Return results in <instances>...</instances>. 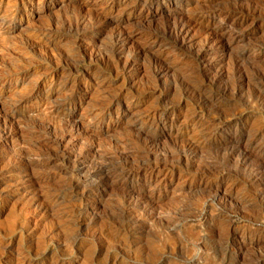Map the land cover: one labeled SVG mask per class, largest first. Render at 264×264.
Listing matches in <instances>:
<instances>
[{
	"label": "rangeland",
	"instance_id": "obj_1",
	"mask_svg": "<svg viewBox=\"0 0 264 264\" xmlns=\"http://www.w3.org/2000/svg\"><path fill=\"white\" fill-rule=\"evenodd\" d=\"M106 2L0 0V264H264V0ZM190 19L181 49L169 30ZM210 32L237 40L195 58Z\"/></svg>",
	"mask_w": 264,
	"mask_h": 264
},
{
	"label": "bare ground",
	"instance_id": "obj_2",
	"mask_svg": "<svg viewBox=\"0 0 264 264\" xmlns=\"http://www.w3.org/2000/svg\"><path fill=\"white\" fill-rule=\"evenodd\" d=\"M51 1H53V0H51ZM122 1L123 0H108V2H106V4H108L109 6H113V7H117V6H119L121 3H122ZM248 1V0H247ZM244 2V1H243ZM133 3V2H132ZM131 3V4H132ZM121 8H124V7H122L121 6ZM243 8V7H242ZM248 8V7H247ZM241 9V8H240ZM239 9V10H240ZM245 9V8H244ZM253 10L255 9V8H252ZM122 10V9H121ZM211 10V9H210ZM240 12V11H239ZM247 12H248V10H247ZM246 12V13H247ZM216 13H217V11L216 10H211L208 14H207V17L209 18V17H212V16H214V15H216ZM245 13V14H246ZM253 13V12H252ZM40 11H36V12H34L32 15L33 16H35L36 18H39L40 17ZM244 14V13H243ZM83 17V16H82ZM87 20V19H86ZM244 20H245V18H242V17H240V18H237L236 19V23L238 24V25H242L243 24V22H244ZM80 21V20H79ZM90 21V20H89ZM85 22V21H84ZM200 23V22H199ZM198 21L197 20H194V19H190V20H188V21H179V22H177L174 26L172 25V27L170 28V30H169V37L170 38H173L174 39V44L175 45H178L180 48L181 47H184L185 45H186V43H187V40H188V36H189V34L191 33V31H192V29H194L195 27L197 28L198 27ZM200 26V25H199ZM199 28V27H198ZM231 28H234V27H231ZM206 29V28H205ZM235 29V28H234ZM167 33H168V31H167ZM214 33V32H213ZM37 34H39V33H37ZM36 34V35H37ZM210 35L209 36H207L206 38H205V40H204V44H202V48H201V46H200V48L201 49H197V50H194L195 52H194V57L195 58H201V59H203V60H205L204 58L209 54V52H207L209 49H210V47H208L209 46V44L210 45H212L213 43H216V46H215V50L217 49V50H227V49H229V46H230V44L232 43V42H234V41H236L237 39H234V38H230L229 40H226L227 39V37L226 38H224L222 35H219V34H217L216 35V33H214V34H212L211 35V32L209 33ZM38 36H40V34L38 35ZM168 36V35H167ZM127 36H126V34L124 33V32H122V31H120V32H117L116 34H115V39H116V41H119V43H121L122 45L125 43V41L127 40ZM191 38V37H190ZM239 40V39H238ZM172 42H173V40H172ZM191 47H193V46H191ZM185 48H187V46L185 47ZM185 48H184V50H185ZM182 49V48H181ZM212 49V48H211ZM141 50V49H140ZM187 50H188V48H187ZM186 50V51H187ZM139 51V50H138ZM192 51V50H191ZM210 51V50H209ZM139 53V52H138ZM182 53V52H181ZM186 53V52H185ZM187 53H188V51H187ZM182 55V54H181ZM184 55V54H183ZM187 55V54H186ZM189 55V54H188ZM191 55V54H190ZM193 55V54H192ZM121 56V55H120ZM128 57V56H127ZM137 57V56H136ZM126 58V57H125ZM194 58V59H195ZM120 59V58H119ZM207 59V58H206ZM129 60V59H128ZM127 60V61H128ZM118 61V60H117ZM160 61V60H159ZM120 62H121V60L120 61H118V65L120 66V76L119 77H123V76H125L124 74H126V70H127V63H126V61H122L121 62V64H120ZM153 62H155V61H153ZM206 62V61H205ZM157 63L158 62H156L155 63V65H157ZM160 64H162V61L161 62H159ZM163 63H165V62H163ZM154 64V63H153ZM160 64H159V66H160ZM116 65H117V63H116ZM115 65V66H116ZM117 65V66H118ZM131 65H132V63H131ZM155 65H153V66H155ZM163 65V64H162ZM118 66V67H119ZM152 66V67H153ZM132 67V66H131ZM234 67V66H233ZM233 67H232V69H233ZM130 68V67H129ZM172 68H173V66H172ZM237 68V67H236ZM170 69V67L167 65H165V66H160V67H157V68H155V71H154V74H153V76L156 78V77H158V76H160V75H162V73H165V72H167L168 73V70ZM174 70V69H173ZM56 71V70H55ZM172 71V70H171ZM240 71H241V69H240ZM237 72V71H236ZM242 72V71H241ZM244 72V71H243ZM51 73H52V71H51ZM233 73V72H232ZM234 73H235V70H234ZM245 73V72H244ZM244 73H242V74H244ZM249 73V72H248ZM221 74V73H220ZM239 74V73H238ZM237 74V75H238ZM241 74V73H240ZM241 74V75H242ZM117 75V74H116ZM164 75V74H163ZM233 75V74H232ZM247 75V74H246ZM94 77L93 78H91V77H89L88 76V78H87V80H88V83H87V85H90L91 83H94V84H101V83H103V79H101V77L100 76H96V75H93ZM152 76V75H151ZM153 76H152V78H153ZM236 76V75H235ZM245 77V76H244ZM216 78H219V77H216ZM236 78V77H235ZM239 78H240V76H239ZM247 78V77H246ZM222 79V78H221ZM244 79V78H243ZM86 80V79H85ZM157 80V79H156ZM156 80H154V81H156ZM159 80H160V77H159ZM247 80V79H246ZM152 81H153V79H152ZM85 84V83H84ZM218 84V83H217ZM95 85V86H96ZM224 87V86H223ZM227 89V88H226ZM224 90V89H223ZM222 90V91H223ZM225 92V91H224ZM201 99V98H200ZM263 100V99H262ZM197 102V101H196ZM203 103V102H202ZM201 104V103H200ZM204 104V103H203ZM61 106H64L65 104L64 103H62V104H60ZM4 112V111H3ZM124 112V111H123ZM212 112V111H211ZM162 113V112H161ZM100 114V113H99ZM159 114V113H158ZM220 114V113H219ZM153 115V114H152ZM153 117V116H152ZM151 117V118H152ZM164 115H161V114H159V115H156V117L155 118H152V119H150V123L149 124H147L148 125V129L147 130H150V131H153V130H155V129H157V128H159V127H164L165 126V123H164ZM234 117V116H233ZM1 118L3 119V121H5V120H9L10 121V118L5 114V113H1ZM147 120H148V118H147ZM236 120V119H235ZM66 122V124L67 123H71V121H68V120H66L65 121ZM236 123V122H235ZM5 124V123H4ZM3 124V126H5ZM145 124V123H144ZM74 125V124H73ZM73 125H72V127H73ZM201 125V124H200ZM203 125V124H202ZM71 126V125H70ZM75 126H77V125H75ZM144 126V125H143ZM4 128V127H3ZM71 128V127H70ZM203 128V127H202ZM69 131V130H68ZM68 131H66V133L68 132ZM70 131H73V128L70 130ZM154 132V131H153ZM147 132H145V134H146ZM72 134V133H71ZM144 136V135H143ZM148 137V136H147ZM146 137V138H147ZM143 138V137H142ZM141 138V140H140V138L138 137V139L140 140V141H142L143 139ZM150 138V137H149ZM153 139V138H152ZM59 140H60V138H59ZM137 141V140H136ZM148 141H149V139H148ZM60 142L61 141H59V143H57V146H59V144H60ZM65 142V141H64ZM153 142V141H152ZM55 143V142H54ZM61 144H65V143H62L61 142ZM140 144V143H139ZM148 144V143H147ZM188 144H190V143H188ZM143 145H145V144H143ZM56 146V145H55ZM56 146V147H57ZM146 146V145H145ZM154 146V145H153ZM188 146V145H187ZM144 147V146H143ZM147 147V146H146ZM145 147V148H146ZM149 147V146H148ZM183 147H185V146H183ZM189 147L191 148V147H193V144L191 145H189ZM64 148V147H63ZM194 148H196V147H194ZM58 149H59V147H58ZM61 149V148H60ZM147 149V148H146ZM153 149V148H152ZM182 149V148H181ZM185 149H187L186 147H185ZM198 149V148H197ZM188 150V152H190L189 151V149H187ZM193 150V149H192ZM244 150V149H243ZM247 150V149H246ZM58 151V150H57ZM150 151H151V148H150ZM154 151V150H153ZM194 151V150H193ZM193 151H192V153H193ZM197 151V150H196ZM196 151H194V152H196ZM245 151V150H244ZM234 152H236V151H234ZM243 152V151H242ZM182 153H184V152H182ZM198 153V152H197ZM238 153V152H237ZM240 153H241V151H240ZM250 153V152H249ZM186 154V153H185ZM184 154V155H185ZM194 154V153H193ZM234 154V153H233ZM246 154H248V153H246ZM251 154V153H250ZM79 155V154H78ZM243 155V154H242ZM251 155H253V153L251 154ZM82 156V155H81ZM85 156V155H84ZM236 156H237V154H236ZM238 156H240V155H238ZM247 156V155H246ZM69 157H71V156H69ZM68 157V158H69ZM188 157V156H187ZM243 157V156H242ZM241 157V158H242ZM249 157V156H248ZM252 157H254V156H252ZM157 158V157H156ZM161 158V157H160ZM238 158V157H237ZM236 158V159H237ZM246 158V157H245ZM251 158V157H250ZM164 159V158H163ZM229 159V158H228ZM235 159V158H234ZM253 159V158H252ZM105 160V159H104ZM103 160V161H104ZM156 160V159H155ZM180 160V159H179ZM240 160V159H239ZM243 161H244V157H243V159H242ZM246 160V159H245ZM248 160V159H247ZM247 160H246V162H247ZM251 160V159H250ZM258 160V159H257ZM68 161L70 162V160L68 159ZM73 161V160H72ZM74 161H76V160H74ZM160 161V160H159ZM77 162V161H76ZM81 162V161H80ZM83 162V161H82ZM95 162V161H94ZM105 162V161H104ZM108 162V161H107ZM158 162V161H157ZM251 162V161H250ZM160 163V162H159ZM241 163V162H240ZM75 164V163H74ZM73 164V165H74ZM98 164H100V162L98 163ZM104 164V163H103ZM125 164V163H124ZM153 164H154V162H153ZM239 164V163H238ZM251 164H252V162H251ZM80 166V170L82 169V163H79V162H77V166ZM138 165V164H137ZM142 165V164H141ZM155 165H156V163H155ZM254 165V164H253ZM75 166H76V164H75ZM107 166V165H106ZM132 166V165H131ZM130 166V168H133V167H131ZM140 166V165H139ZM159 166V165H158ZM161 166V165H160ZM74 167V166H73ZM84 167V166H83ZM98 167L100 168V169H102V165H98ZM122 167V166H121ZM126 167V166H125ZM134 167H136V166H134ZM142 167H144V166H142ZM109 168V167H108ZM108 168H107V170H108ZM159 168V167H158ZM77 169V168H76ZM99 169V170H100ZM94 170V169H93ZM92 170V171H93ZM99 170H96V171H94V172H92L91 174H89L90 173V171H89V176H88V180L90 179H92V180H94L95 182L93 183V187L95 188V189H97V188H99V187H101V186H103V183L107 180V175L105 174V171L104 172H102V171H99ZM121 170V169H120ZM124 170V169H123ZM157 170V168H156V166H151V167H149V168H138L137 167V169L136 168H134V169H128L127 171H126V177L127 178H129L130 180H135V181H137L138 180V182L140 181V184L141 185H145V184H149L150 182H152V180L154 179V177L156 176H154V173H156L155 171ZM119 171V170H118ZM122 172V171H121ZM124 172H125V170H124ZM78 173V172H77ZM87 173V172H86ZM120 173V172H119ZM249 173V172H248ZM80 174V173H79ZM108 174V173H107ZM211 174V173H210ZM100 176V177H99ZM85 177V176H84ZM83 177V178H84ZM87 179V178H86ZM125 179V178H124ZM85 181H87V180H85ZM108 181V180H107ZM82 182V181H81ZM34 183V182H33ZM130 183V182H129ZM133 183V182H132ZM155 182H153V184H154ZM131 186V185H130ZM75 187V186H74ZM152 187V186H151ZM93 188V189H94ZM133 186H131L130 187V190H128V193L130 194V195H133L134 193H133ZM153 190V189H152ZM216 191V190H215ZM215 191H214V193H215ZM126 193H127V191H126ZM213 194V193H212ZM218 194H219V192H218ZM225 194V193H224ZM217 195V194H216ZM223 195V194H222ZM228 195V194H227ZM126 196H129V195H126ZM215 196V195H214ZM226 196V195H225ZM131 197V196H130ZM129 197V199H131ZM138 197H142V196H138ZM224 197V196H223ZM227 197V196H226ZM225 197V198H226ZM127 198V197H126ZM144 198V197H143ZM150 198V197H149ZM214 198V197H213ZM217 198H220V197H218L217 196ZM147 199V198H146ZM221 199H222V197H221ZM127 200V199H126ZM136 200H138V198H136ZM216 200V199H215ZM214 199H212L210 202H214L215 201ZM220 200V199H219ZM128 202H129V200H127ZM127 201H125V203L127 202ZM131 201V200H130ZM221 201V200H220ZM228 202L230 201V200H227ZM139 202V201H138ZM137 202V203H138ZM226 202V201H225ZM232 202V201H231ZM223 203V202H222ZM234 203H236V202H234ZM131 204H133V203H131ZM139 204V203H138ZM140 204H141V202H140ZM148 204V203H147ZM150 204V203H149ZM210 203L208 202V205H209ZM213 204V203H212ZM217 204V203H216ZM216 204H215V206H216ZM219 204V203H218ZM218 204H217V206H218ZM237 204V203H236ZM236 204H234L235 206H236ZM137 205V204H136ZM150 205H152V204H150ZM211 205V204H210ZM214 205V204H213ZM127 206V205H126ZM125 206V207H126ZM135 206V205H134ZM140 206V205H139ZM220 206V205H219ZM222 206V205H221ZM226 206V205H225ZM239 206H240V204H239ZM130 207H131V205H130ZM142 208H143V206H141ZM230 207V206H229ZM127 208V207H126ZM218 208V207H217ZM123 209H124V207H123ZM141 209V208H140ZM221 209H222V207H221ZM130 210V209H129ZM150 210V209H149ZM148 210V211H149ZM229 210V209H228ZM80 211H83V209H81V210H79V212ZM125 211V210H124ZM133 210H131V213L133 214V212H132ZM137 211V210H136ZM136 211H134V212H136ZM139 211V210H138ZM141 211V210H140ZM142 211H143V209H142ZM146 210H144V212H145ZM150 211H152V210H150ZM149 211V212H150ZM154 211V210H153ZM177 211V210H176ZM77 212V211H76ZM75 212V213H76ZM127 212V211H126ZM129 212V211H128ZM143 212V213H144ZM78 213V212H77ZM81 213H85V212H81ZM125 213V212H124ZM130 212H129V214H131ZM137 213V212H136ZM140 213V212H139ZM153 213V212H152ZM155 213V212H154ZM166 213V212H165ZM222 213V212H221ZM232 213V212H231ZM233 213H234V211H233ZM232 213V214H233ZM236 213V212H235ZM234 213V214H235ZM240 213V212H239ZM149 214V213H148ZM147 214V215H148ZM77 215V214H76ZM79 215H80V213H79ZM78 215V216H79ZM155 215V214H154ZM153 215V216H154ZM171 215V214H170ZM173 215V214H172ZM177 215V214H176ZM125 216V215H124ZM129 216V215H128ZM150 216V215H149ZM224 216H226V215H224ZM229 216V215H228ZM127 217V216H126ZM171 217H173V216H171ZM227 217V216H226ZM69 218V217H68ZM132 218V217H131ZM162 218H164V217H162ZM161 218V219H162ZM171 219V218H170ZM175 219V218H174ZM225 219V218H224ZM228 219V218H227ZM160 220V219H159ZM166 220V219H165ZM255 220V219H254ZM69 222V221H68ZM71 222V221H70ZM70 222H69V225H71V227H70V230H71V233H72V235H73V240H76V238L78 237V235L80 234V232L82 231V230H84L85 228H86V225H84V221L82 220V218L80 217H77V218H74L73 220H72V222H71V224H70ZM162 222V221H161ZM167 222H168V218H167ZM170 222V221H169ZM173 223H176L174 220L172 221ZM221 222V221H220ZM260 223V222H259ZM65 224H67L66 222H65ZM133 224V223H132ZM134 224H135V222H134ZM137 224V223H136ZM258 224V223H257ZM130 226V225H129ZM135 226V225H134ZM137 227V226H136ZM233 227V226H232ZM68 229H69V227H67ZM84 228V229H83ZM129 228V227H128ZM220 229V228H219ZM225 230V229H224ZM66 231V230H65ZM69 234V233H68ZM67 236V235H66ZM77 236V237H76ZM233 236V235H232ZM69 238V237H68ZM231 238V237H230ZM192 239V238H191ZM241 240H242V238L241 237H239V236H233L232 237V239H231V245L235 248H239V249H241V247L243 246V243L241 242ZM94 242V241H93ZM102 242V241H101ZM104 242V241H103ZM73 243V242H72ZM99 243H100V241H99ZM98 244V243H97ZM107 244V243H106ZM77 246V245H76ZM96 246V245H95ZM98 246V245H97ZM74 247V246H73ZM93 247V246H92ZM100 249H101V246L99 247ZM232 248V247H231ZM98 249V248H97ZM104 249V248H103ZM200 250V249H199ZM120 251V250H119ZM117 253V252H116ZM118 254H120V253H118ZM123 255V254H122ZM262 257V256H261ZM223 261V260H222ZM227 261V260H226ZM6 263V262H5ZM7 264H9V263H7ZM13 264V263H12Z\"/></svg>",
	"mask_w": 264,
	"mask_h": 264
}]
</instances>
